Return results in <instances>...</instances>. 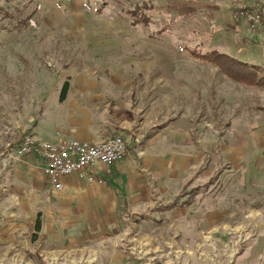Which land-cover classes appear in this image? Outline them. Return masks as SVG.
<instances>
[{
  "label": "rangeland",
  "instance_id": "374dc122",
  "mask_svg": "<svg viewBox=\"0 0 264 264\" xmlns=\"http://www.w3.org/2000/svg\"><path fill=\"white\" fill-rule=\"evenodd\" d=\"M143 5L150 22L134 26ZM249 7L264 22V0H0V264H264V84L188 54L264 82L262 19L235 16ZM79 125L128 142L133 171L103 184L114 211L53 193V213H24L34 185L15 163L30 167L7 145Z\"/></svg>",
  "mask_w": 264,
  "mask_h": 264
},
{
  "label": "built area",
  "instance_id": "2783aa9c",
  "mask_svg": "<svg viewBox=\"0 0 264 264\" xmlns=\"http://www.w3.org/2000/svg\"><path fill=\"white\" fill-rule=\"evenodd\" d=\"M235 16L253 23L259 20L257 11L252 7L239 10ZM127 146L128 142L118 136L96 143L78 140L51 143L25 134L14 147L7 145V148L19 157H37L42 163L47 183L53 190L59 191L63 187L62 179L68 176L103 185L109 169L126 157Z\"/></svg>",
  "mask_w": 264,
  "mask_h": 264
},
{
  "label": "crops",
  "instance_id": "0c3cea01",
  "mask_svg": "<svg viewBox=\"0 0 264 264\" xmlns=\"http://www.w3.org/2000/svg\"><path fill=\"white\" fill-rule=\"evenodd\" d=\"M77 128H78L77 130L71 131L70 134L67 133L65 135H61V136L58 135L54 137V140L56 142H51V143H57L66 140H78V141H85L91 143L104 141L102 140L104 136L88 133L86 125H79ZM17 159L23 161V163H25L24 165H26L27 168L30 167V169L26 172V168H22L19 166L20 162L15 163L16 167L19 168V171L22 172V174H27L26 179L29 180L34 185V188L31 189L32 191H30V197L34 198L35 200L34 201L32 200L29 206L23 210L24 213H29L31 216H33L37 212H41L42 209H44V204H46L45 208L47 212L53 213L55 211V205L53 203L54 198L52 196L53 193H55L56 196L60 198L59 206L61 207L63 201H65L66 207L67 205H72L73 208L76 206L78 208L96 207L99 209L100 213L102 214H109L114 211V207L116 206V201H115L113 187H109L107 185H99L96 183H87L86 181L78 179L76 176H68L62 179V184H63L62 189L59 191H55L47 183L42 172V163L37 157L24 156L23 158H17ZM32 160L39 161L41 167L40 170L32 165L33 164ZM111 169H112L111 177L112 176L115 177L117 175L127 176L130 172L133 171L134 165L133 162H130L129 160H125V162L121 161L114 164L111 167ZM150 169L153 173H156L157 166L152 165L150 166ZM42 186L47 187L45 192H43ZM130 196L131 197L136 196L137 200H139L142 196L147 197L145 192L140 191L139 186H137L136 184ZM135 200L136 199H133L131 202ZM76 210H80V209H76ZM36 230L39 231V225L36 227ZM7 243H8L7 241L3 240L0 244V247L4 248V246H6L7 248L8 247Z\"/></svg>",
  "mask_w": 264,
  "mask_h": 264
},
{
  "label": "trees",
  "instance_id": "16d2710c",
  "mask_svg": "<svg viewBox=\"0 0 264 264\" xmlns=\"http://www.w3.org/2000/svg\"><path fill=\"white\" fill-rule=\"evenodd\" d=\"M146 9V6L143 5V7L137 6L133 10H129L126 12V14L131 19L132 25H148L150 20L147 15H144V10ZM257 13L262 19V24H264L261 10L258 9ZM188 54L192 58H194V60L214 65L227 78L244 86L258 87L264 84L262 79L258 78V68L248 67L247 65L239 62L238 60L228 57L227 55H224L217 51L201 53L198 51L189 50Z\"/></svg>",
  "mask_w": 264,
  "mask_h": 264
},
{
  "label": "bare ground",
  "instance_id": "6f19581e",
  "mask_svg": "<svg viewBox=\"0 0 264 264\" xmlns=\"http://www.w3.org/2000/svg\"><path fill=\"white\" fill-rule=\"evenodd\" d=\"M203 239H204V241H208L209 237L205 236Z\"/></svg>",
  "mask_w": 264,
  "mask_h": 264
}]
</instances>
